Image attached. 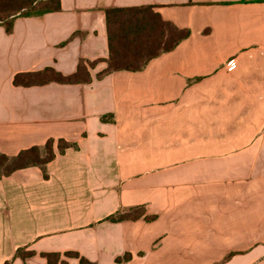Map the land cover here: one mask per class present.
Segmentation results:
<instances>
[{"label": "crops", "instance_id": "crops-1", "mask_svg": "<svg viewBox=\"0 0 264 264\" xmlns=\"http://www.w3.org/2000/svg\"><path fill=\"white\" fill-rule=\"evenodd\" d=\"M143 5L190 37L142 71L98 78L105 10ZM80 59L100 61L88 84L13 83L45 67L71 75ZM50 138L48 179L28 167L0 180V264L19 248L36 255L11 264H47L44 252L264 264V0H61L60 11L17 17L10 33L0 25V150ZM59 139L77 148L61 154ZM138 206L140 219L107 220Z\"/></svg>", "mask_w": 264, "mask_h": 264}, {"label": "trees", "instance_id": "trees-1", "mask_svg": "<svg viewBox=\"0 0 264 264\" xmlns=\"http://www.w3.org/2000/svg\"><path fill=\"white\" fill-rule=\"evenodd\" d=\"M61 10V0H0V25L7 32L13 29L17 17L42 16ZM109 56L106 60L107 68L98 78L115 71L139 72L155 58L175 50L184 40L188 39L191 31L182 29L174 23L166 21L152 5L136 7H110L105 10ZM100 61L80 59L75 73L63 75L53 67H45L37 71L17 73L13 83L18 87L43 86L50 83L59 84H88L92 81L90 68H94ZM106 120V117L102 118ZM56 141L50 138L44 146H33L20 151L17 155H7L0 150V180L11 176L18 170L28 167H39L45 179H48V164L56 157ZM59 153L69 148H77L75 143L59 139L57 141ZM144 206L120 210L107 217L108 221L121 222L136 220L144 217ZM154 217H145L151 220ZM34 251L19 248L13 259L35 256ZM41 256L47 264H69L68 260L75 258L80 264H97L91 262L78 252H44ZM12 259V260H13ZM130 254L118 258L117 262H127ZM12 260L5 264H11Z\"/></svg>", "mask_w": 264, "mask_h": 264}, {"label": "built area", "instance_id": "built-area-1", "mask_svg": "<svg viewBox=\"0 0 264 264\" xmlns=\"http://www.w3.org/2000/svg\"><path fill=\"white\" fill-rule=\"evenodd\" d=\"M227 65H228L229 68H233L236 65V62H235V60H231V61L228 62Z\"/></svg>", "mask_w": 264, "mask_h": 264}]
</instances>
